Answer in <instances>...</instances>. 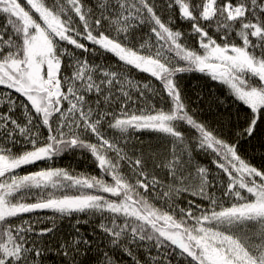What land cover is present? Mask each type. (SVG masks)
I'll list each match as a JSON object with an SVG mask.
<instances>
[{
	"label": "snow or ice",
	"instance_id": "1",
	"mask_svg": "<svg viewBox=\"0 0 264 264\" xmlns=\"http://www.w3.org/2000/svg\"><path fill=\"white\" fill-rule=\"evenodd\" d=\"M0 264H264V0H0Z\"/></svg>",
	"mask_w": 264,
	"mask_h": 264
},
{
	"label": "trees",
	"instance_id": "2",
	"mask_svg": "<svg viewBox=\"0 0 264 264\" xmlns=\"http://www.w3.org/2000/svg\"><path fill=\"white\" fill-rule=\"evenodd\" d=\"M195 84L194 80H185V85L191 87ZM141 136V138L145 141V143H152L155 145L157 143L156 140V134L144 132L138 134ZM249 153L251 154V150H249ZM257 159L255 160V163L259 164V151L256 152ZM48 165L45 164V162H38L37 165L29 166L30 170H37L38 167H47ZM53 166L55 167H62L69 170H74L75 172H90L91 174H97L98 170L92 165L91 158L89 154H71L67 153L64 157L57 159ZM26 171L25 169H21V172ZM86 227V226H83ZM69 230V225L65 222L62 225V231L67 232Z\"/></svg>",
	"mask_w": 264,
	"mask_h": 264
}]
</instances>
